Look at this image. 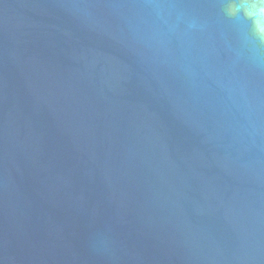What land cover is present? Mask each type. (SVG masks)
Returning a JSON list of instances; mask_svg holds the SVG:
<instances>
[{"label": "water", "instance_id": "water-1", "mask_svg": "<svg viewBox=\"0 0 264 264\" xmlns=\"http://www.w3.org/2000/svg\"><path fill=\"white\" fill-rule=\"evenodd\" d=\"M0 264H264V0H0Z\"/></svg>", "mask_w": 264, "mask_h": 264}]
</instances>
